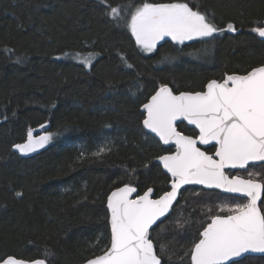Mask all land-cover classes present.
<instances>
[{"label":"trees","instance_id":"obj_1","mask_svg":"<svg viewBox=\"0 0 264 264\" xmlns=\"http://www.w3.org/2000/svg\"><path fill=\"white\" fill-rule=\"evenodd\" d=\"M143 2L188 3L225 31L183 44L166 39L144 52L127 28L134 7H125ZM115 7L118 20L108 15ZM261 24L264 0H0V259L83 264L101 255L112 191L169 190L155 160L170 149L145 131L143 104L162 84L203 91L264 64V40L252 32ZM89 54L97 59L87 68L78 61ZM41 125L53 137L45 149L26 156L13 148ZM208 202L186 192L151 231L163 264H190L206 217L217 211ZM239 264H264V256Z\"/></svg>","mask_w":264,"mask_h":264},{"label":"snow or ice","instance_id":"obj_2","mask_svg":"<svg viewBox=\"0 0 264 264\" xmlns=\"http://www.w3.org/2000/svg\"><path fill=\"white\" fill-rule=\"evenodd\" d=\"M125 7H134L127 28L137 46L148 53L166 37L183 44L214 38V34L225 31L188 3L143 2ZM121 11L120 7L111 8L108 15L118 20ZM226 30L237 31L232 23L227 24ZM252 32L264 38V24ZM91 59L89 54L80 62L90 66ZM142 107L146 113L144 128L158 136L164 145H175L174 152L157 157L171 176V190L158 199L152 198V188L142 195L129 184L112 191L107 198L109 245L86 264H161L149 230L169 212L181 187L188 184L246 197L243 203L219 205V213L226 214L212 215L210 223L199 232L190 250V264H239L236 258L245 253H264V179H259V172L248 171L244 178L225 171H247L250 162H259L258 166L264 168V64L244 75H226L222 81L213 79L203 91L174 94L168 85L162 84ZM178 121L194 125L198 135L178 131ZM26 135L24 143L13 145L21 154L43 148L52 138L51 133L34 136L31 128ZM198 145H212L213 155ZM134 193L136 196L132 198ZM0 264H46V261L7 256L0 259Z\"/></svg>","mask_w":264,"mask_h":264},{"label":"flooded vegetation","instance_id":"obj_3","mask_svg":"<svg viewBox=\"0 0 264 264\" xmlns=\"http://www.w3.org/2000/svg\"><path fill=\"white\" fill-rule=\"evenodd\" d=\"M184 126L188 127L189 129H191L193 132L191 133H188V132H183L182 129H184ZM195 128H191L189 127L188 125L182 123L180 125H178V130L181 131L184 135H192V136H195V135H198V131L195 130ZM162 145V144H161ZM163 146V145H162ZM199 147H201V150L202 151H206L209 155H213L214 153V148L212 147V145L210 146H202V145H198ZM164 147V146H163ZM165 148V147H164ZM165 149H170V152H174L175 151V146H170L169 148H165ZM169 153V152H168ZM166 153V154H168ZM165 155V154H163ZM253 165H256V166H253ZM259 164H251L249 165L247 171L244 170V169H226L225 171L228 172V174L231 176V175H240L244 178H247V172L248 171H252V172H259L261 173V177H259V179H262L263 176H264V168H261L258 166ZM169 177V176H168ZM170 179V183H169V190H171V178L169 177ZM168 190V191H169ZM193 191L194 194L198 197V198H202V199H209V205H214V206H217V211L213 214H209L207 217H206V221L205 223L203 224L205 227L207 225V223H210V217L212 215H215V214H226V213H219V205L223 204V203H228V204H231V203H243V202H246V198H242V197H239V196H236V195H231V194H228V193H224L222 192L221 190H218V189H207L205 187H202V186H188L186 188H184L181 193H180V197H179V200L178 202L180 201V199L183 197V195L186 193V192H191ZM142 195V194H141ZM155 198H159V196H156L155 194ZM264 198V196H263ZM263 200V199H262ZM177 202V203H178ZM176 203V205H177ZM175 205V206H176ZM175 208V207H174ZM173 208V210H174ZM173 213V212H172ZM203 230V229H202ZM201 230V231H202ZM256 257H262V256H246L245 258H243L242 260H240L239 262L247 259V258H256Z\"/></svg>","mask_w":264,"mask_h":264},{"label":"water","instance_id":"obj_4","mask_svg":"<svg viewBox=\"0 0 264 264\" xmlns=\"http://www.w3.org/2000/svg\"><path fill=\"white\" fill-rule=\"evenodd\" d=\"M261 39H263L264 40V38H261ZM170 87V86H169ZM171 88V87H170ZM172 89V88H171ZM173 90V89H172ZM204 90H206V87H205V89ZM173 92H174V90H173ZM174 94H179V93H175L174 92ZM142 112L146 115V113L143 111V107H142ZM182 123H184V124H186V125H188L189 127H191V128H195V126L194 125H189L188 123H187V121H182V122H180V121H178L177 122V130H178V125H180V124H182ZM48 129V126H45V127H43V128H38L37 130H35V131H33V134L35 135V134H39V133H42V132H44L45 130H47ZM145 129V128H144ZM197 131H198V129H196ZM145 131L147 132V133H149L150 135H152L153 137H155L165 148H169L170 146H175L174 144H169V145H164L163 144V142L162 141H160L159 140V137L158 136H156L154 133H152L150 130H148V129H145ZM179 131V130H178ZM202 146H205V145H202ZM207 146H210V145H207ZM155 162L157 163V164H159L161 167H162V169H163V171L171 178V176H170V174H168L167 172H166V170L163 168V165L159 162V160L158 159H156L155 160ZM251 164H259V162H250V164L249 165H251ZM235 170H237V169H235ZM171 186V185H170ZM188 186H202V187H205V186H203V185H198V184H188V185H184V186H182L181 187V189L179 190V192H178V195H177V198H176V201L173 203V205H172V207L170 208V210H169V212L164 216V217H161L160 218V220H158L157 221V223L155 224V225H153L152 226V228L149 230L150 231V238H151V231L159 224V223H161V222H163L166 218H168L171 214H172V212H173V208L175 207V205H176V203L178 202V200H179V197H180V193H181V191L184 189V188H186V187H188ZM123 187V186H122ZM206 188V187H205ZM207 189H209V188H207ZM212 189H215V188H212ZM218 190H221V189H218ZM170 191V190H169ZM222 191V190H221ZM223 192V191H222ZM224 193H226V192H224ZM228 194H231V195H236V196H239V197H242V195L241 194H235V193H228ZM135 196H136V193H134L133 194V197L132 198H135ZM152 198L153 199H158V198H155V191H154V189H153V194H152ZM242 198H246V197H242ZM262 199H263V196H262ZM259 203V202H258ZM109 224H110V212H109ZM110 231H111V226H110ZM153 243H154V241H153ZM154 245H155V243H154ZM155 247H156V245H155ZM157 251V250H156ZM246 256H264V253H245V254H243L242 255V257H240V258H236V259H238L239 261L240 260H242L243 258H245ZM92 259V258H91ZM25 261H27V260H25ZM87 262V261H86ZM86 262L85 263H83V264H86ZM47 264V263H46ZM161 264H163V261H162V259H161ZM230 264H231V262H230Z\"/></svg>","mask_w":264,"mask_h":264},{"label":"rangeland","instance_id":"obj_5","mask_svg":"<svg viewBox=\"0 0 264 264\" xmlns=\"http://www.w3.org/2000/svg\"><path fill=\"white\" fill-rule=\"evenodd\" d=\"M166 39H170V38H168V37H166L164 40H166ZM163 40V41H164ZM163 41H160V42H158V44L157 45H159L160 43H163ZM185 42H189V41H185ZM184 42V43H185ZM91 56H92V59H91V65L90 66H86L87 68H90L91 66H92V64L95 62V60L97 59V56L95 55V54H91ZM83 57H87V56H81L80 57V59L81 58H83ZM77 60V59H76ZM78 61V60H77ZM78 62H80V61H78ZM44 134H47V132H45V133H41V135H44ZM53 138V137H52ZM51 143V140L43 147V148H39V149H37L35 152H31V153H28V154H23V155H32V154H35V153H38V152H40V151H42L43 149H45L49 144ZM262 179H264V176H263V178ZM226 203V202H225ZM228 204V203H227ZM231 204H233V203H231ZM231 204H229V205H231ZM218 206H219V204H218Z\"/></svg>","mask_w":264,"mask_h":264}]
</instances>
